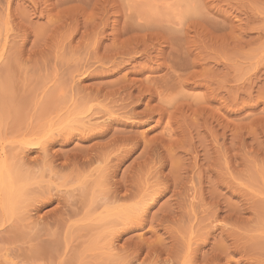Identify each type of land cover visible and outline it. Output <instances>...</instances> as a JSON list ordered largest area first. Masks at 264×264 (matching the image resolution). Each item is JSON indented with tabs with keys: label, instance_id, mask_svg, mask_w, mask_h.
<instances>
[{
	"label": "rangeland",
	"instance_id": "obj_1",
	"mask_svg": "<svg viewBox=\"0 0 264 264\" xmlns=\"http://www.w3.org/2000/svg\"><path fill=\"white\" fill-rule=\"evenodd\" d=\"M117 130L133 151L92 192L74 154ZM0 158L26 178L15 209L0 186V236L26 228L0 264L40 240L48 264H264V0H0ZM148 183L166 192L140 207Z\"/></svg>",
	"mask_w": 264,
	"mask_h": 264
},
{
	"label": "bare ground",
	"instance_id": "obj_2",
	"mask_svg": "<svg viewBox=\"0 0 264 264\" xmlns=\"http://www.w3.org/2000/svg\"><path fill=\"white\" fill-rule=\"evenodd\" d=\"M164 107V106H163ZM163 109V108H162ZM93 113V112H92ZM99 113V112H98ZM128 113V112H127ZM129 113H131V111L129 112ZM96 114V113H95ZM137 114V113H136ZM135 113H134V111L132 110V113H131V116H130V118L131 117H134L135 115H136ZM93 115V114H92ZM98 116V115H97ZM87 118H88V116H86ZM86 117H84L83 118V124L84 125H87V123H90V120L89 119H87L88 121H86V122H84V119L86 118ZM98 118V117H97ZM127 118H128V116H127ZM132 119H134V118H132ZM108 120V119H107ZM128 120V119H127ZM135 120V119H134ZM105 122V121H104ZM126 122V121H125ZM127 123H129V122H127ZM132 123V122H131ZM110 126H108V128L106 129V130H104V131H99V132H97V133H92V134H94V135H91V136H102V135H104V134H106V133H108L109 131H111L110 129L111 128H109ZM101 128H103V127H101ZM98 129V128H97ZM96 130V129H95ZM84 131V130H83ZM83 131H81V134H82V132ZM87 131V130H86ZM118 131V130H117ZM60 131H58V133H59ZM63 132V131H62ZM90 132V131H89ZM119 132V131H118ZM55 133H57V132H54V134ZM120 134L122 133V132H119ZM49 134V133H48ZM48 134H46V135H48ZM86 134V133H85ZM85 134H84V136H85ZM115 134H116V132H114L113 133V137L112 138H110L109 140H107V141H105V142H96V143H94L90 148H86L87 150H78L77 151V153H75L74 154V158L75 159H77V157L79 156V161L81 160V165H82V167H85V168H89L88 166H91L90 168H91V171H89L90 173V175L88 174V176H94V178H97L96 179V181H95V183L94 184H92L93 182H94V178L92 177V178H90L91 179V181H92V183L91 184H89L90 186L91 185H93L92 186V188H90L89 190L91 191V190H93L92 192H94V191H96L98 188H102V185H104V187L106 186V188L107 187H109V183L113 180L112 178V176L115 174V172L117 171V169H118V167L120 166V162H121V160L123 159V157H126L127 156V154L130 152L131 153V151H133V147H129V140H130V137L129 136H125V134L124 135H120L119 136V134H118V137L116 138V136H115ZM51 135H53L52 133H51ZM56 135H58V134H56ZM76 135V134H75ZM74 135V136H75ZM55 136V135H54ZM60 136H63L64 138H71L72 137V135H69L68 134V132H67V134H60ZM82 136V135H81ZM47 137H49V136H47ZM57 137V136H56ZM56 137H54V138H56ZM87 137V136H86ZM45 139H48V138H46V137H44ZM53 138V137H52ZM52 138H51V141H52ZM58 138H60V137H58ZM35 138H33L32 140H29L27 143H25L24 145V147L25 148H27V150H29V151H34V150H38V149H41V150H43L44 151V153L46 154L47 152V150L49 149V144L47 143L49 140H43V141H40L41 139H39V140H37L38 138H36V140H34ZM60 139H62V138H60ZM66 140V139H65ZM57 141V140H56ZM66 142V141H65ZM132 143V142H131ZM136 144V143H135ZM23 145V144H22ZM23 149V148H22ZM84 149V148H83ZM26 149H24V151H25ZM24 153V152H23ZM48 155V154H47ZM46 155V156H47ZM57 155V154H56ZM72 155V154H71ZM53 156V155H52ZM62 153H61V155L59 154L58 155V158L60 157V158H62ZM67 156H70V155H67ZM66 157V156H65ZM64 157V158H65ZM73 157V156H72ZM56 158H57V156H56ZM67 158V157H66ZM73 158V159H74ZM1 159V158H0ZM1 160H3V159H1ZM67 160H71V159H67ZM51 162V161H50ZM70 162V161H69ZM96 162V164H94L93 165V163H95ZM4 162H1L0 163V165H1V167L0 168H2L4 165H6V164H4V165H2ZM39 163V162H38ZM37 163V164H38ZM41 164H42V162H40ZM39 163V164H40ZM47 163V162H46ZM70 163H72V162H70ZM70 163H69V166H70ZM33 164V163H32ZM40 164V165H41ZM52 164V163H51ZM76 163H74V165H75ZM48 165V164H47ZM58 165V164H57ZM61 165H63V164H61ZM60 165V166H61ZM65 165V164H64ZM64 165H63V168H64ZM80 165V166H81ZM92 165H93V167H92ZM97 165V166H96ZM43 166V165H42ZM54 166V165H53ZM72 166V165H71ZM79 166V167H80ZM96 166V167H95ZM44 167H45V164H44ZM62 167V166H61ZM65 167H67V166H65ZM75 167H77V164H76V166ZM75 167L73 166L72 168H71V171L73 172V171H75ZM4 168V170H7V172L8 173H5L4 172V170H3V174L0 176V178H1V181H0V186H2V187H5L6 188V193H4V201L2 200V202H3V204H5L6 203V205L5 206H9L10 208H16V206H14V203H16V204H18V202H19V200H16L17 198V196H19V195H21L20 194V192H21V190L23 191L22 192V196H24V191H25V188H24V190L22 189V185H16L15 184V181L17 180V178L18 179H20L19 177H21L20 175H18L17 174V172H16V174L14 173V174H11V172H9L10 170V167L8 168V166L5 168V167H3ZM33 168V167H32ZM81 169V168H80ZM84 169V168H83ZM11 170H12V168H11ZM13 170L15 171V169H14V167H13ZM53 170H55V167H54V169ZM53 170H52V172H53ZM60 170V169H59ZM106 170H109V172H112V174H108V172H106L105 173V171ZM1 172V171H0ZM56 172H57V170H56ZM91 172H93V174H91ZM13 175H16L15 177L13 176ZM86 176V175H85ZM105 177V178H104ZM130 177V176H129ZM129 177H127V178H125L124 177V179L121 181V182H116L115 184H116V186L114 187L113 186V188H110L106 193H105V195H104V197H105V201H104V205L105 206H110V205H118L117 203L121 200V199H124V200H130V198L132 199L133 198V193L131 194V192H132V190H131V192H130V187H131V181L132 182H134L135 183V181L134 180H130L129 181ZM22 178V177H21ZM89 178V177H88ZM129 178V179H128ZM15 179V180H14ZM22 179H24V178H22ZM26 179V178H25ZM24 179V180H25ZM87 179V178H86ZM99 179H101L99 182L97 181V180H99ZM135 179V178H134ZM89 180V179H88ZM116 181V180H115ZM27 182V181H26ZM109 184V185H108ZM149 184V185H148ZM148 184H146V185H148L147 187H144L145 189H143V190H145V191H141L142 192V194H141V196H140V199L138 200V201H136V203L138 204V206L139 205H141L140 207H143V206H146L147 204H150V205H153L155 202H156V200L159 198V196L161 195V194H163L164 192H166L165 191V187H163L162 185H160V184H158V186L155 188L154 186V188H152V185L150 184V183H148ZM108 185V186H107ZM145 185V186H146ZM151 185V187H149ZM168 186H170V185H168ZM24 187V186H23ZM89 187V186H88ZM111 187V186H110ZM8 188V189H7ZM13 188H14V190H13ZM97 188V189H96ZM105 188V189H106ZM169 188V187H168ZM104 189V190H105ZM123 189H126V191L128 192V194L126 193V194H124L123 192V194L121 193V191H123ZM138 189H140V188H138ZM137 189V190H138ZM167 189V188H166ZM86 190V189H85ZM103 189H102V191H104ZM168 190V189H167ZM84 191H82V193L81 194H84L83 193ZM91 192V193H92ZM140 192V191H139ZM140 192V193H141ZM57 193V192H56ZM55 193V194H56ZM86 193V195L84 194V197H79V198H77V196H74V193H73V196H71V197H66L65 199H63L62 197H60V196H58V195H55V196H50V194L48 195L47 193H46V195H48L45 199H47V201L49 202V201H54L55 199H57L58 200V203L59 204H63L65 207H67V208H65L64 206H63V208H65V209H67V210H72V209H76V205L77 206H80L81 207V205H83V203H85V201H87L86 200V197L88 196L87 195V193H88V191H86L85 192ZM131 195H130V194ZM43 194H45V193H43ZM58 194H59V192H58ZM62 194V193H61ZM67 194V193H66ZM70 194V193H69ZM94 193H92V195H93ZM135 194V193H134ZM41 196H42V194H40ZM39 195V196H40ZM72 195V194H71ZM76 195V194H75ZM91 195V196H92ZM138 195V194H137ZM137 195H136V197H137ZM69 196V195H68ZM80 196H82V195H80ZM132 196V197H131ZM139 196V195H138ZM135 197V196H134ZM40 198H42V197H39V199ZM62 198V199H61ZM139 198V197H138ZM91 199V198H90ZM38 201V200H37ZM42 201H44V200H42ZM40 202V201H39ZM46 202V201H45ZM102 203V202H101ZM100 203V204H101ZM130 203V202H129ZM8 204V205H7ZM41 204V203H40ZM58 204V205H59ZM85 204H87V202L85 203ZM84 204V205H85ZM102 204V205H103ZM42 205V204H41ZM83 205V206H84ZM85 206H87V205H85ZM84 206V207H85ZM125 206L126 207H128L129 205H127V204H125ZM83 207V208H84ZM61 209H62V207H60ZM69 208V209H68ZM71 208V209H70ZM145 208V207H144ZM13 209V210H14ZM58 209V208H57ZM56 209V210H57ZM11 210V209H10ZM55 210V211H56ZM59 210V209H58ZM57 210V211H58ZM63 210V209H62ZM67 210H66V212H67ZM80 210V209H79ZM148 210V209H147ZM61 211V210H60ZM72 212V211H71ZM58 213V212H57ZM74 213H75V210H74ZM74 213H72V215L74 214ZM78 213V212H77ZM64 214H66L65 213V211H64ZM70 214V213H69ZM68 214V215H69ZM17 223V222H16ZM22 223V222H21ZM21 223H17L15 226H13L12 228H15L16 226H18L19 224L21 225ZM26 224L28 223V222H25ZM23 224V223H22ZM29 225V224H28ZM28 225H25V226H27L28 227ZM132 226V225H131ZM16 229V228H15ZM18 229V228H17ZM21 229V228H20ZM20 229H18V230H10V232L8 233V236H11V235H9L12 231L14 232H12V236L11 237H8L7 235L6 236H4V239H3V236L1 237L0 236V240H2L3 239V242H5V244H6V246H8V245H10L11 247H10V249L13 247V245H15V248H16V246H17V249H18V247H20V245H16V243H17V241L18 242H20V241H22L23 239L22 238H24L25 236H23V233L25 232L24 231V229H26L25 227L24 228H22L21 230ZM127 229L128 228H126V229H124L123 231H127ZM23 231V232H22ZM122 231V232H123ZM121 232V233H122ZM26 233V232H25ZM39 233V232H38ZM37 232H36V234H35V236H38L37 234H38ZM124 233V232H123ZM7 234V233H6ZM40 234V233H39ZM26 235V234H25ZM34 235V234H33ZM33 235H32V237H33ZM40 235H42V233L40 234ZM40 235H39V237H34V239H38V238H40ZM121 235V234H120ZM117 236V235H116ZM6 237V238H5ZM32 237H30V240H33L32 239ZM19 239H21L20 241H19ZM43 242V240H40V243L39 244H37V242H39V241H37L36 242V244H37V247H35V249L33 248L32 249V246H31V249L29 248L30 247V244L28 245L29 247H27L26 248V251H24V252H22L23 254L21 255L20 253H18V252H20V251H18V252H12V253H16L17 254V256H15V257H18V254H20V259H22L23 260V262L24 263H22V262H20V260H19V262L17 261V262H15V261H13L14 259H12L10 256L12 255L11 254V252H10V249L8 250L9 252H10V256H8V258L10 259H8L7 261L9 262V263H5V264H42V261H43V263H46V264H48L47 262H44V260L45 261H48V259L46 260V255L48 254V250H50V248L47 250V248L45 247V246H43L42 245V242ZM23 242V241H22ZM1 243H2V241H1ZM8 244V245H7ZM35 244V245H36ZM2 245H3V243H2ZM38 245H40V246H38ZM131 246V245H130ZM4 247V246H3ZM2 247V248H3ZM7 249H8V247H6ZM15 248L14 249H12V250H15ZM21 248V247H20ZM17 249H16V251H17ZM4 250H6V249H4ZM4 250H1L0 249V251H4ZM11 250V251H12ZM162 250V249H161ZM160 250V251H161ZM23 251V250H22ZM51 251V250H50ZM49 251V252H50ZM7 252V251H6ZM5 253V252H4ZM160 253H162V252H160ZM2 254V253H1ZM0 254V255H1ZM8 254V253H7ZM15 254V255H16ZM5 255H6V253H5ZM14 255V254H13ZM13 255H12V257H13ZM130 255V254H129ZM23 256V257H22ZM1 257H3V259H5L4 260V262L6 261V256H4V255H2ZM5 257V258H4ZM47 257H48V255H47ZM131 257V256H130ZM130 257H128V259L130 258ZM130 259H132V258H130ZM129 259V260H130ZM21 260V261H22ZM40 260H42V261H40ZM127 260V259H126ZM38 262H41V263H38ZM131 262H132V260H131ZM130 262V263H131ZM50 263V262H49ZM128 264V263H127Z\"/></svg>",
	"mask_w": 264,
	"mask_h": 264
}]
</instances>
